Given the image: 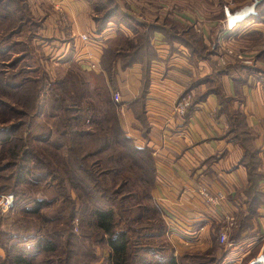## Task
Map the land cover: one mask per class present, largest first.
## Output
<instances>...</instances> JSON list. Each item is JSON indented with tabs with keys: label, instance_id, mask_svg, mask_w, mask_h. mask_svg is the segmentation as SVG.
Returning <instances> with one entry per match:
<instances>
[{
	"label": "crops",
	"instance_id": "0c3cea01",
	"mask_svg": "<svg viewBox=\"0 0 264 264\" xmlns=\"http://www.w3.org/2000/svg\"><path fill=\"white\" fill-rule=\"evenodd\" d=\"M36 2L38 12H44L48 5L53 12H45L48 17L37 27L44 54H48L50 42L61 51L70 45L79 66L101 70L104 78L103 49L119 31L129 37L136 34L123 21H112L103 30H96L88 0ZM135 5L138 17L130 11L128 16L138 19L140 25L146 19L158 26L149 42L156 57L152 59L144 103L146 135L134 126V115L126 107V102L140 93L142 62L121 66L120 60H115V84L111 87L121 95L124 128L127 126L136 142L151 149L156 178L152 193L167 221L174 254L178 257L197 249L206 251L217 231L225 228L230 232L244 216L249 218L247 163L254 157V187L260 195L255 214L225 255L229 264H239L264 243V13L253 15L255 11H249L242 21L228 28L217 6L211 13L189 9V15L183 16L188 19L187 35L191 31L199 36L193 40L189 36L178 38L179 32L159 21L161 14L174 15L161 8V0H136ZM48 20L50 25H44ZM81 33L88 39H82ZM214 39L219 40L218 50L223 53L219 60L218 54L208 51ZM192 81L195 86L189 93L196 100L191 112L180 114L176 104ZM247 149L253 151L251 156ZM201 186L222 195L217 205L206 203L198 191Z\"/></svg>",
	"mask_w": 264,
	"mask_h": 264
},
{
	"label": "rangeland",
	"instance_id": "374dc122",
	"mask_svg": "<svg viewBox=\"0 0 264 264\" xmlns=\"http://www.w3.org/2000/svg\"><path fill=\"white\" fill-rule=\"evenodd\" d=\"M96 1H99L100 4L103 5L99 11L97 10L99 15H102L105 10L114 7L120 10L119 15L121 16L123 15L122 11H125L126 13L130 11L135 15V17L137 16L133 9L136 6V0H109L111 3H109L108 0H88L92 9V13L94 14L96 12L93 10L95 7L93 3ZM172 1L174 0H161V8L166 10V12L172 11L174 15L168 16L166 13L161 14L162 17L159 21L163 24H167V26L169 24L176 25L175 29L180 31V33L185 36L186 34L184 29H186L188 26V19L183 16V14L188 16L189 9L193 11L203 9L211 13V8L215 9L217 6L219 9L218 11L222 12L223 17L221 18L223 22H225L227 25V11L232 13L235 10L248 6H251V8H253L255 11L253 6H255L259 0L257 2L254 0H196V3H193V6H191V4L194 0H176V2ZM35 2L36 0H2L0 2V129H9L18 121H25L27 118H33L32 126H30L31 122L27 121L29 124L25 125L24 123L21 125L20 129L16 131L11 137H13L12 139H16V135L21 132L22 141L29 142V148L31 147V143L35 146L37 151L35 150L34 153L39 156L40 160L33 161L29 164V168H24L25 172L22 177V181L19 182H13L14 177L11 178L10 172H13L15 168L11 167L7 169H0V182L6 181V185L3 186L4 188L1 190L2 192H0V199L2 195L9 192H12L13 196V200L7 207L6 211H2L0 209V264H12L10 262V259L12 258L11 256L16 255L17 253H21V255H24L25 258L30 259L31 261L33 259L34 264H38L36 261H42L47 258V256H50V251H40L39 246L34 244L35 239L40 237L42 233L44 235L43 231L50 228L53 229L57 226L59 227V224L56 222V220L53 219L50 221V219L45 218L44 215H47L48 217L53 215L55 213L53 210L57 207H62L65 210L64 214L67 215L70 209L69 203L74 200L75 195L77 194L74 187L69 184V180L67 181L64 179L60 181V179H57L58 175L62 176L63 178V175L66 177L68 174H64V171L60 172L58 169L56 170L57 164L53 163L54 161L52 159L50 165L47 163L46 166L44 165L45 163L42 159L44 158L42 152L46 154L47 145L40 142H31V139L29 140L27 137V132L32 131V133H35V135L37 134V136L47 135L48 130L50 128H54L53 125L61 120L63 115L66 113L61 108V106L71 104V100L69 99L68 95H71L73 99L79 103V105L85 106L83 110V116L87 118L90 117L91 120L94 114V111L91 108H99L102 106V108L105 106L107 107V103H105V98L107 95L113 97V92L118 91L114 90L115 88L113 86L111 87L112 83L108 76V72L107 77L104 78L100 72L101 70L99 72H95V70L92 69L93 67L88 69L79 66V64L74 60V55L72 53L73 51L70 45L61 51L60 48H56V46L50 42L48 45V54H44L40 46L41 43L39 42L41 38H38V40L32 38L31 40L30 28L33 26L32 29H34L36 28L35 24H38V26L39 24H42V21L48 17H45V12H49L51 14L53 12L49 5L48 8L44 10V12H38L37 6L39 5H37V2ZM55 8L58 9L57 7ZM19 15L22 16L21 21L18 19ZM219 15L220 14H218V17ZM178 17H181V20H179ZM130 20V22L127 21L128 25L133 27V29L136 31V34L132 35L131 38L136 41H139L140 34H142L145 30L149 29L151 30L150 32L153 33L154 28H158V26L151 25L146 19L142 20L143 23L141 25L136 23V21H138L136 18V21L131 18ZM49 22L50 21L48 20V22L44 23V25H50ZM11 29H13L11 36L8 38L3 37V35L5 36V34L9 33V30ZM116 35L118 36H116L114 39L119 43H124L125 40L130 39L129 36L124 37L122 34ZM44 36H47V33L44 34ZM58 41L60 40L58 39ZM104 43L106 42L104 41ZM219 43L220 42L218 39H214V41H210L209 47L210 49H217L218 57L220 59L222 58L223 53L221 50H218V48L220 49ZM105 54L106 62L108 51ZM14 72L16 73L15 87V84L13 85V80L8 77ZM8 83L11 84V86ZM183 94L186 95L190 93L186 92ZM44 97L47 99L46 105H40L39 103L42 100L41 98ZM63 97H65V99ZM50 104L57 106L55 108H51ZM10 106H12L13 109L10 108ZM86 106L89 108L91 107L90 110H87ZM21 108H25L29 114L33 113L35 109L36 112H39L41 109H43L44 112L42 116L38 115L36 118L33 117V114L29 116L28 114L24 115L20 113L19 111ZM106 109L109 108L107 107ZM117 110L122 120V124L125 127L123 121V115H125L123 112L124 110H122L120 105L117 107ZM69 113H71V111H69ZM98 119H100V117H98ZM77 120L79 121V119ZM88 121L89 120L85 118L84 121L80 122V126L89 127L87 125ZM74 126L75 124L73 122V127ZM129 131L130 130L126 126V134L130 135ZM50 132L51 136L53 135L50 137L54 139L55 143H61L63 142L64 137H67V134L65 136H59L54 134L52 130ZM0 134V167H2L1 165H8L6 161L13 160V158L10 157L8 151L6 150L8 145L7 142H3V140L5 141L7 139V137H5L6 135H4V133ZM133 138L134 140L136 139L135 137ZM134 143L139 144L136 142V140ZM48 148L49 150L53 151L52 146L49 145ZM57 150L58 153L66 155L64 145L60 146ZM117 151H124V154L127 155L122 146L115 145V147L108 148L107 150H104L100 153L89 156L84 161V163L89 165L91 159L100 157L103 163L102 165L113 168V172L108 174L109 177L116 180L122 179L124 176L122 175L123 172L127 174H130V172L123 171L121 174H115L114 168L115 166L120 167V164H111L110 155L112 153L116 156ZM61 162H63V159H61ZM123 162L125 164L124 166L132 165L133 170H135L137 167L128 157H126V160L124 159ZM55 174L57 175V178H53ZM130 175H132V173ZM5 176L9 178L4 179ZM132 176L134 177L133 181H136V172H134ZM138 183L140 184L138 185L140 190L143 191L144 189V191L147 192L148 186L142 185V182H140L139 179ZM152 191L153 188H151V194L153 195ZM54 197H57L58 199L55 200ZM37 198H43L45 201H47L46 205L40 210L41 212L36 213L30 210L27 211V209H31ZM155 201L157 200L155 199ZM143 202L147 206L152 207V203L148 198H145ZM76 204L78 207V217H75V219L72 221V233L76 234L74 236V240H66V235L53 237V241L57 243L56 248L58 251L65 248H71L73 250L70 252V254H68L70 256L67 260L68 264H108L106 260L108 253L106 245L103 242H96L97 238L94 234L90 236V241L84 240L82 231H80V217L82 209L80 208L79 200H76ZM70 205L73 206V204ZM84 214L87 215L86 213ZM161 215L162 220L166 225V233L168 235L164 233L160 238L140 239V242L143 244L150 243L152 247L155 246L154 244L164 245L165 243L167 247L169 245V247L174 250V245L169 238L168 224L165 220L162 210ZM146 216L148 218H153V216L157 217V214L155 213L154 215L152 213H147ZM67 227V224H65L63 221V224L59 229L60 232L68 234L66 230ZM226 230L227 237H229V230ZM24 239H29L30 242L25 243L23 241ZM90 242H92V244ZM232 243L233 241L230 238H228L227 241L222 244L217 243L219 246H214V248L210 250L207 255L205 254L207 253V250L205 251L202 249H197L192 251L197 253V255L199 254V257L194 256L192 258L191 256H185V254L178 256L180 260L179 263L229 264L231 261H229L225 255L228 254V249ZM93 249L95 252L92 254L91 252ZM263 250L264 243L262 247H260V244L257 245L245 258L240 261L239 264H247L250 259L256 257L258 253ZM211 254L215 257H212ZM222 254L224 255L223 260H216ZM151 257L152 254L148 256L146 254L147 259H150ZM144 261V258H140L138 262H141V264H146ZM253 264L261 263L254 262Z\"/></svg>",
	"mask_w": 264,
	"mask_h": 264
},
{
	"label": "trees",
	"instance_id": "16d2710c",
	"mask_svg": "<svg viewBox=\"0 0 264 264\" xmlns=\"http://www.w3.org/2000/svg\"><path fill=\"white\" fill-rule=\"evenodd\" d=\"M1 1L2 0H0V2ZM109 3H111V1H109ZM93 5L95 6L93 10L96 13H92V16L96 24V30H103L112 21L125 22L126 20L127 23V21H131L130 18L134 19L128 16L125 11H122V16L119 15L120 10L114 7L105 10L102 15H99L97 10L99 11V9L103 7V5H101L99 1L93 3ZM257 13H264V0H259L255 4V13L253 15H256ZM21 18L22 16L19 15V21L22 20ZM136 23H138V21H136ZM35 25L36 28L32 29L33 26H31L30 28L31 40L32 38L38 40V38L41 37V35L37 33L38 24ZM175 27L176 25H168V28H170L173 32H179L178 38L180 39H187L189 36L193 37L192 39L195 40L199 37L196 33L191 31H188L189 35H187L186 29H184L186 35L183 36L180 31L175 29ZM12 30L13 29L9 30V33L5 34V36L3 35V37H10L13 32ZM150 31L151 30L147 29L142 34H140V42H137L131 37H129L130 39H127L128 41L125 40L124 43L116 42V40L113 39L106 46V48H104L105 53L108 51L106 62V54L104 52V55L102 56L104 69H106V72H108V76L113 85L115 84V60L119 59L121 66H125L134 61L142 62L144 79L142 82L140 93L137 97L132 98L126 102L127 109L134 115V126L139 128L141 135H146V133L148 132V124L144 119V103L150 83L149 75L152 59L156 57L155 49L149 43L152 36V32ZM118 33L124 35L121 31H119ZM208 51L209 53L218 54L217 49L214 48L210 49V47H208ZM8 77L13 80V85L15 84V87L16 73L14 72ZM194 82L195 81L190 82L183 93L189 92L190 87L195 86ZM9 85L11 86V84ZM68 97L71 100V104L61 106L64 112H66L65 115H63V118H61V120L53 125L54 128H50L48 130L47 135L37 136V134L35 135V133H32V131L27 132V137L29 138V140L31 139V142H40L47 145L46 154L42 152L44 157L42 159L45 163L43 164L45 166L46 163L50 165L53 160V163L57 164L56 170L58 169L60 172L64 171V174H68L66 177L65 175H63V178L59 175L57 178V175L55 174L53 178L60 179V181L64 179H66L67 181L69 180V184L74 187L77 192L74 200L69 203L70 209L67 215L64 214L65 210L62 207H57L56 209H54L53 211L55 213L49 217L47 215H44L45 218H49L50 221H52L53 219L56 220V222H58L59 224V227L57 226L53 229H46L45 231H43L44 235L42 233L40 237L35 239L34 244H36V246H39L40 251L43 250L51 252L50 256H47V258L42 261L36 262L38 264H68L67 260L70 257L68 254H70V252H72L73 250L71 248H65L58 251V249L56 248L57 243L54 242L52 238L66 235V240H74V236L76 234L72 233V221L75 219V217H78V207L76 204V200H79L80 208L83 210H81L80 217V231H82V236L84 237V240L90 241V236L94 234L97 238L96 242H103L106 245L108 249L106 257L108 264H141V262H138L140 258H144V262H146V264H180L179 257L174 254V250L170 248L169 245L167 247L165 243L164 245L154 244L155 246L152 247L150 243L143 244L140 242V239H157L162 237L163 234L166 233V225L161 217L162 208L157 203V201H155L154 196L151 194V188H154L156 181L154 157L152 155L151 149L148 146L134 143V138L126 134L125 128L122 124V120L117 110V107L122 101H115L112 96L107 95V97L105 98V103H107V107L109 109H106V106L104 108H102L103 106L99 108L90 107L94 111L93 118H91L90 120V117L87 118L83 116V110L85 106L79 105V103L75 101V99H73L71 95H68ZM63 98L65 99V97ZM41 99L42 100L39 104L46 105V97ZM195 100L196 98L194 96L193 99H191L185 113L188 114L189 112H191ZM50 106L51 108H55L57 105L53 106V104H50ZM10 108H12V106H10ZM86 108L87 110H90L88 106H86ZM69 111H71V113H69ZM19 112L24 115L28 114L29 116L33 114V117L37 118L38 115L42 116L44 111L43 109H41L39 112H36L35 109L33 113L29 114L25 108H21ZM98 117H100V119H98ZM85 118L89 120L87 122V125L89 127L80 126V122L84 121ZM77 119H79V121ZM32 120L33 118H27V120L25 121H18L9 129H0V133H4V135H6L5 137H7L5 141L3 140V142H7L8 144L6 150L8 151L10 157L13 158V160L6 161L8 165H1L2 167H0V169H7L11 167L15 168L13 172H10L11 178L14 177L13 182L22 181V177L25 172L24 168H29V164L33 161H40L39 156L34 153V151L36 150L35 146L31 143V147L29 148V142L22 141L21 132L16 135V139H12L13 137H11L16 131L20 129L21 125H23L24 123L25 125H28L29 122H31L30 126H32ZM103 120L105 121V123ZM73 122L75 124L74 127ZM51 130L54 134H57L59 136H65L67 134V137H64L63 142L55 143L54 139L51 138L53 136H51L50 134ZM49 145L53 147V151L49 150ZM62 145L65 146L66 155L58 153L57 149ZM115 145L122 146L127 154L125 155L124 151H117L116 156L111 153L110 163L120 164V167H116L114 165L115 174H121L123 171H126L130 172V174L132 173L133 175V173L136 172V181H133L134 177L132 175L124 172L122 174L124 175L122 179L116 180L109 177L108 174L113 172V168L102 165L103 163L100 157L91 159L89 165L84 163V161L89 156L100 153L104 150H107L108 148L115 147ZM247 152H250L251 156L253 151H251V149H247L246 153ZM126 157L130 158L131 162H133L134 165L137 166L135 170L132 169V165L124 166L125 164L123 160H126ZM61 159H63V162H61ZM255 161V158L252 157L247 163L250 180L246 192L251 199L248 206L249 208H247V215L249 216V218L255 214L254 210L260 196L258 189L254 187L255 183L253 177V166L255 164ZM7 178L9 177H4V179ZM137 178L140 182H142V185L148 186L147 192H145L144 189L143 191L140 190V188L138 187V185L140 184L138 183ZM5 185L6 181L0 182V192H2L1 190ZM145 198L149 199V201L152 203V207L147 206L143 202ZM57 199L58 198L56 197L55 200ZM46 203L47 201H45V199L37 198L31 209L29 208L27 209V211L30 210L32 212L39 213L41 212L40 210L46 205ZM70 204H73V206H71ZM84 213H86L87 215H85ZM147 213H152L154 215L156 213L157 217L153 216V218L151 217L152 219L148 218L146 216ZM244 217L242 218V220H240V222H238L237 225H234V227H232L233 229L230 230L229 237H227V239L230 238L232 239V241H235L240 237V230H242L243 228L245 229L250 222V219L248 217ZM63 221L68 226L66 228L68 234H64L59 230L60 226L63 224ZM166 235L168 234L166 233ZM23 241L25 243L30 242L29 239H24ZM90 243L92 244V242ZM217 243L222 244L219 242V231H217L215 234L212 247L208 249L207 253L205 254L207 255L210 250H212L214 246L217 245ZM218 246L219 245H217L216 247ZM94 252L95 250L93 249L91 253L93 254ZM146 254L147 256L152 254V257L150 259H147ZM185 256H191L193 258L194 256L199 257V254L197 255V253L188 252L185 253ZM211 256L215 257L212 254ZM222 256L223 254L216 260L221 261ZM11 257L12 258L10 259V262L12 264H34L33 259L31 261L30 259L25 258L24 255H21V253H17L16 255Z\"/></svg>",
	"mask_w": 264,
	"mask_h": 264
},
{
	"label": "built area",
	"instance_id": "2783aa9c",
	"mask_svg": "<svg viewBox=\"0 0 264 264\" xmlns=\"http://www.w3.org/2000/svg\"><path fill=\"white\" fill-rule=\"evenodd\" d=\"M238 10H240V9H238ZM238 10L233 11V14L236 13ZM249 11L254 12L253 8ZM249 11H247L242 16L235 18L232 22H230L228 19V12H230V11H227L226 14H227V26H228V28L233 27L236 24V22L241 21V19L243 17H245L247 14H249ZM80 37L82 39H88V35L86 33H81ZM113 99L115 101H119L121 99V95H120L119 91L113 92ZM190 100H191L190 94L182 95L176 104V111L180 114L185 113L186 108L188 107V105L190 103ZM198 191H199V194L201 196H203L206 203H208L209 205H213V206L217 205L219 203L220 199L222 198V195L220 193H211L206 188V186H201ZM12 200H13L12 192H9V193L2 195L1 199H0V204H1L0 209L2 211H6L7 207L11 204ZM227 220L230 224L232 223L230 217H227ZM219 241L222 243L227 241V230L225 228H223L219 233ZM254 262H260L261 264H264V250L261 251L260 253H258V255L256 257L250 259L247 264H253Z\"/></svg>",
	"mask_w": 264,
	"mask_h": 264
},
{
	"label": "bare ground",
	"instance_id": "6f19581e",
	"mask_svg": "<svg viewBox=\"0 0 264 264\" xmlns=\"http://www.w3.org/2000/svg\"><path fill=\"white\" fill-rule=\"evenodd\" d=\"M243 9H245V10H243ZM251 9H252L251 6H248V8L247 7H244L242 9L238 10L234 14H233V12L232 13L231 12H228V19H229L230 22H232L235 18L242 16L243 14H245L247 11H249ZM243 19H244V17L241 19V21ZM236 23H238V22H236Z\"/></svg>",
	"mask_w": 264,
	"mask_h": 264
},
{
	"label": "water",
	"instance_id": "95a60500",
	"mask_svg": "<svg viewBox=\"0 0 264 264\" xmlns=\"http://www.w3.org/2000/svg\"><path fill=\"white\" fill-rule=\"evenodd\" d=\"M255 2H257L258 0H254Z\"/></svg>",
	"mask_w": 264,
	"mask_h": 264
}]
</instances>
